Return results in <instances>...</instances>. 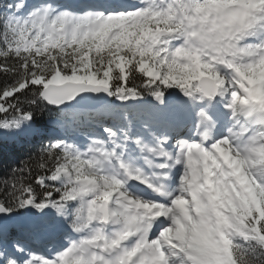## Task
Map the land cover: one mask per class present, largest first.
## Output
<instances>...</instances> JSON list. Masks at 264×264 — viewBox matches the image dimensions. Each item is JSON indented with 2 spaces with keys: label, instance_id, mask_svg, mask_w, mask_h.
Masks as SVG:
<instances>
[{
  "label": "snow or ice",
  "instance_id": "6c2138e0",
  "mask_svg": "<svg viewBox=\"0 0 264 264\" xmlns=\"http://www.w3.org/2000/svg\"><path fill=\"white\" fill-rule=\"evenodd\" d=\"M0 264H264V0H0Z\"/></svg>",
  "mask_w": 264,
  "mask_h": 264
},
{
  "label": "trees",
  "instance_id": "16d2710c",
  "mask_svg": "<svg viewBox=\"0 0 264 264\" xmlns=\"http://www.w3.org/2000/svg\"><path fill=\"white\" fill-rule=\"evenodd\" d=\"M20 155H22V154H20ZM20 155H18V156H17V157H15L13 160H11V161H8V162H9V163H17V162H19Z\"/></svg>",
  "mask_w": 264,
  "mask_h": 264
}]
</instances>
